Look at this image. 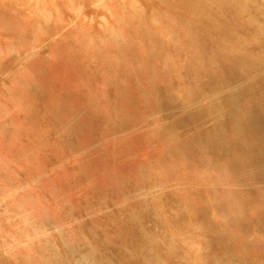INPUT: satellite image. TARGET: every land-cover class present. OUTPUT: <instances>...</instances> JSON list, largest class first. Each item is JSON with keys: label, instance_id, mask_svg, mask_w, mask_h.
<instances>
[{"label": "rangeland", "instance_id": "rangeland-1", "mask_svg": "<svg viewBox=\"0 0 264 264\" xmlns=\"http://www.w3.org/2000/svg\"><path fill=\"white\" fill-rule=\"evenodd\" d=\"M0 264H264V0H0Z\"/></svg>", "mask_w": 264, "mask_h": 264}, {"label": "bare ground", "instance_id": "bare-ground-1", "mask_svg": "<svg viewBox=\"0 0 264 264\" xmlns=\"http://www.w3.org/2000/svg\"><path fill=\"white\" fill-rule=\"evenodd\" d=\"M250 120H254V118H250Z\"/></svg>", "mask_w": 264, "mask_h": 264}]
</instances>
